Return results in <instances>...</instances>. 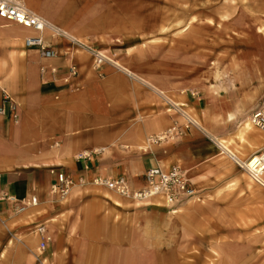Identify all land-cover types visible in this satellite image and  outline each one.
Returning <instances> with one entry per match:
<instances>
[{
  "label": "crops",
  "instance_id": "crops-1",
  "mask_svg": "<svg viewBox=\"0 0 264 264\" xmlns=\"http://www.w3.org/2000/svg\"><path fill=\"white\" fill-rule=\"evenodd\" d=\"M35 1L37 7L29 3L39 11L30 7L72 38L44 30L43 36L58 55L43 57L36 47L25 44L28 36L39 34L36 30L0 18V86L18 102L20 117L16 121L0 115V190L15 198L36 196L40 201L23 213H16L7 200L1 201L0 264H41L39 225L52 237L44 255L50 264H107L103 257L97 263L89 259L94 245L88 242L92 240L88 225L96 228L101 217L98 210L108 208L111 200L94 196L98 190L82 184L81 177H125L134 188H141L149 168L180 164L194 181L222 156L217 140L235 153L228 135L219 134L229 123L237 127L242 119L237 135L248 145L239 153L246 158L264 150V134L254 130L251 118L241 117L248 105L233 110L235 118L230 119L231 111H224V106L206 104L210 98L206 85H200V96L191 93L188 36H179V50L166 42L162 45L161 36L118 38L114 31L122 33L124 27L115 26L113 12L103 10L95 0ZM85 43L105 50L120 63L96 68L93 55L82 48ZM72 64L79 68L72 85L64 84L50 68L62 73ZM234 65L227 69L235 71ZM75 84L78 88H73ZM172 100L190 103L188 110L197 114L204 131L195 139L181 127L178 137L186 147L178 140L148 141L177 119L168 109ZM96 148L101 151L94 152ZM86 151L92 152L91 157L79 159ZM58 172L76 183L64 199L52 192Z\"/></svg>",
  "mask_w": 264,
  "mask_h": 264
},
{
  "label": "rangeland",
  "instance_id": "rangeland-1",
  "mask_svg": "<svg viewBox=\"0 0 264 264\" xmlns=\"http://www.w3.org/2000/svg\"><path fill=\"white\" fill-rule=\"evenodd\" d=\"M22 1L33 7L31 1L37 7L35 0ZM95 1L103 10L113 12L115 26L124 27L122 33L114 31L118 38L161 36L162 45L166 42V46L179 50V36H188L191 93L200 96V85H206L210 90L206 104L224 106V111H231L228 118H235L232 111L237 107L248 105L241 117L252 119L250 115L264 104V0ZM113 61L106 65L117 66ZM232 62L235 71L227 69ZM237 78H241L240 83L235 82ZM168 103L177 118L171 127L179 131L165 136L169 127L148 141L178 140L184 145V139L178 137L182 128L193 133L195 139L204 135L199 117L188 110L190 103ZM243 120L238 128L229 123L219 134L228 135L239 160L247 158L239 152L248 143L241 142L237 135ZM215 144L222 156L207 167L202 177L195 178L199 196L194 200L170 205L160 196L146 203L95 186L98 194L94 196L111 200V204L98 210L101 217L95 224L97 229L88 225L92 232L88 242L94 245L89 259L97 263L103 257L107 264H136V258L137 264H264V188L252 181L231 154L222 153L218 141ZM123 199L130 203H123Z\"/></svg>",
  "mask_w": 264,
  "mask_h": 264
},
{
  "label": "built area",
  "instance_id": "built-area-1",
  "mask_svg": "<svg viewBox=\"0 0 264 264\" xmlns=\"http://www.w3.org/2000/svg\"><path fill=\"white\" fill-rule=\"evenodd\" d=\"M0 18L9 21L14 20L26 28L29 27L36 30L39 34L28 36L25 40V44L27 47H36L43 57L52 58L58 55V51H56L51 43L47 41L46 37L43 36L44 30L51 29L58 36L62 35L72 38L67 32L56 29L48 19L30 10L19 0H0ZM82 45L93 55V66L96 68L101 67L103 64L110 63V60L115 59L113 55H108L107 53L105 55L96 47H90L85 44ZM50 68L53 74H60V77L66 83H70L72 79L76 78L79 74V68L76 67L75 64L69 65L62 73H60L56 67ZM45 71L46 68H42V72ZM0 92V115H8L16 121L19 120L18 102L1 86ZM251 117L255 126L264 131V110L258 108L253 112ZM190 119L191 118H189L188 122L192 123L193 119ZM178 131L179 129L173 126L165 132V135L169 137L177 134ZM157 141L160 140L158 139ZM100 151L101 150L97 152ZM91 155L92 153H81L78 158H90ZM236 163L241 169L247 171L254 183L264 188V150H259V152L247 157L246 160L236 159ZM146 178V185L141 188H134L125 177L108 178L98 175L92 180L97 186L104 185L120 195L127 197L131 195L137 200H145L147 197L162 195L170 202V205H178L183 201L194 200L199 196L196 183L189 177L187 169L180 164L170 167L158 164L156 167L149 168L146 171ZM80 180L82 184L88 182L84 177H81ZM75 184V181L70 175L64 172H58L56 174V180L52 185V192L59 198L64 199ZM4 200L14 205L16 213L22 212L28 207H33V205H37L40 202L39 198L36 196L30 198H15L6 191L0 190V203ZM37 230H39L41 235V240L38 244L40 249L38 255L39 261L41 264H50L44 255L47 254L49 247L48 243L51 241L52 237L48 235V230H46L44 225H39Z\"/></svg>",
  "mask_w": 264,
  "mask_h": 264
},
{
  "label": "bare ground",
  "instance_id": "bare-ground-1",
  "mask_svg": "<svg viewBox=\"0 0 264 264\" xmlns=\"http://www.w3.org/2000/svg\"><path fill=\"white\" fill-rule=\"evenodd\" d=\"M21 3H23L26 7H28L30 10H32V11H34V12H36L35 10H33L31 7H29L28 5H26L22 0H19ZM52 23V22H51ZM53 24V26L55 27V24L54 23H52ZM58 27V26H57ZM59 29L61 28V27H58ZM74 37V39H76V41H77V37H75V36H73ZM79 40V39H78ZM81 41V40H80ZM85 45H87L86 43H85ZM82 48H84L85 50H87L84 46L82 47ZM89 53H90V51L89 50H87ZM103 54H105L104 52H102ZM106 55V54H105ZM111 62L113 61V60H110ZM114 62V61H113ZM115 64H116V62H114ZM162 92V91H161ZM251 121H252V125L254 126L255 124L253 123V120L251 119ZM197 123H198V121H197ZM257 128H259V127H257ZM260 129V128H259ZM262 130V129H261ZM263 131V130H262ZM264 132V131H263ZM166 134V133H165ZM166 136V135H165ZM164 135L163 136H161V138L162 137H165ZM154 138V137H153ZM160 138V139H161ZM218 141V140H217ZM218 143H220L219 141H218ZM220 146H221V150H222V153H224V154H226V153H229V154H231V157H233L234 159H239L238 158V156L235 154V153H233L230 149H228L227 148V146H225L223 143H220ZM100 149L99 148H96V150H94V152H97V151H99ZM84 154H91L92 152L90 151H86V152H83ZM255 153H257V152H255ZM254 154V153H253ZM79 157V156H78ZM249 157V156H248ZM241 160V159H240ZM87 180H88V182H86L85 184H92V185H94V186H97L96 184H94V181L92 180V179H88L87 178ZM77 185H80L79 183H77ZM98 186H103V187H106V186H104V185H98ZM97 186V187H98ZM107 188V187H106ZM115 192V191H114ZM117 193V192H116ZM118 194V193H117ZM120 195V194H119ZM121 196H123V195H121ZM163 197L162 195H156V196H151V197H147V199H145V200H140V201H146V203L148 202V201H151V199L152 198H154V197ZM14 197V196H13ZM125 198L127 197V196H124ZM128 199H135L133 196H128L127 197ZM40 203H38L37 205H39ZM37 205H33V207L34 206H37ZM32 206L31 207H28L27 209H25L24 211H22V212H20V213H23V212H25V211H27L28 209H30V208H33Z\"/></svg>",
  "mask_w": 264,
  "mask_h": 264
}]
</instances>
